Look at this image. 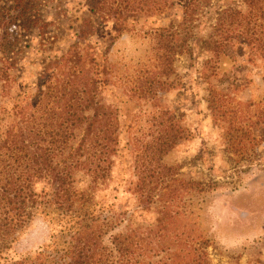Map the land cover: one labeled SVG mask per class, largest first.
<instances>
[{
    "label": "trees",
    "instance_id": "16d2710c",
    "mask_svg": "<svg viewBox=\"0 0 264 264\" xmlns=\"http://www.w3.org/2000/svg\"><path fill=\"white\" fill-rule=\"evenodd\" d=\"M10 1L0 0L4 94L17 60L14 26L46 25L32 0ZM207 2L187 0L176 29L160 25L144 32L154 44L151 57L138 63L135 73H116L109 59L98 61L88 40L99 25L92 16L99 23L112 22L119 35L129 30L130 19L162 14L171 0H88L92 15L82 19L75 41L44 66L34 93L14 105L0 124V251L11 248L35 215L50 225L48 239L14 264H208V239L190 226L189 214L176 204L185 182L178 177V166L164 161L182 138L183 126L160 101V92L174 86L173 61L187 40L184 30ZM245 6L222 9L212 31L199 40L210 55L202 71L210 86L208 106L215 120L227 122L233 152L249 160L264 140V102L232 105L235 98L209 81L221 71L219 63L231 41L245 45L251 58L264 60V0H245ZM179 32L183 35L177 42ZM105 83L121 88L141 106L126 127L132 158L127 189L142 208L159 202L154 225L145 229L124 227L114 212L90 211L94 194L110 179L119 144L117 109L102 95ZM39 183L44 184L40 189ZM196 185L204 189L199 181ZM64 218L72 231L61 242L58 227Z\"/></svg>",
    "mask_w": 264,
    "mask_h": 264
},
{
    "label": "rangeland",
    "instance_id": "374dc122",
    "mask_svg": "<svg viewBox=\"0 0 264 264\" xmlns=\"http://www.w3.org/2000/svg\"><path fill=\"white\" fill-rule=\"evenodd\" d=\"M186 2L171 0L162 14L130 19L129 30L119 35L112 22L99 23L92 16L99 25L88 40L95 46L98 61L109 59L116 73H135L138 63L146 62L154 52V44L144 32L160 25L176 29ZM32 3L46 25L26 28L20 24L13 28L17 60L10 71L8 94L1 92L0 83V124L14 105H22L34 93L44 66L68 49L76 39L82 19L92 15L88 0H32ZM224 8L245 10V0H208L193 14L184 30L187 40L173 61L174 86L160 92V101L180 119L183 135L164 161L178 166V177L185 182L186 188L179 189L176 204L189 214L190 226L198 228L208 239L205 249L208 264H264V140L255 147L249 160L233 152L235 149L227 141V122L215 120L208 106L210 86L202 73L210 55L199 38L212 31L217 13ZM15 23H19L18 19ZM180 33L175 35L177 42L183 35ZM250 54L245 45L229 42L219 63L221 71L209 78L217 90L235 98L229 101L232 105L247 100L264 102V60L251 58ZM100 87L104 99L117 109L119 144L113 155L110 179L94 194L90 211L117 213L126 228L151 227L159 202L142 208L127 189L132 158L126 127L141 106L113 84ZM260 129L258 125L253 133L259 135ZM43 185L39 183L38 188ZM69 218H64L58 227L61 242L72 231ZM49 234L50 225L35 215L11 248L0 251V264H14L21 254L47 240Z\"/></svg>",
    "mask_w": 264,
    "mask_h": 264
}]
</instances>
